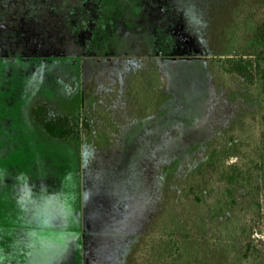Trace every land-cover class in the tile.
Here are the masks:
<instances>
[{
    "label": "rangeland",
    "instance_id": "rangeland-1",
    "mask_svg": "<svg viewBox=\"0 0 264 264\" xmlns=\"http://www.w3.org/2000/svg\"><path fill=\"white\" fill-rule=\"evenodd\" d=\"M254 17L264 0H0V84H17L0 95V264H141L162 210L218 194L219 168L264 165L263 82L220 69ZM150 70L155 113L137 118L128 82ZM25 84L72 85L57 97ZM39 101L89 129L51 139L32 117ZM254 172L192 236L206 264H264Z\"/></svg>",
    "mask_w": 264,
    "mask_h": 264
},
{
    "label": "trees",
    "instance_id": "trees-1",
    "mask_svg": "<svg viewBox=\"0 0 264 264\" xmlns=\"http://www.w3.org/2000/svg\"><path fill=\"white\" fill-rule=\"evenodd\" d=\"M258 19L262 18L254 17L245 22L249 42L244 48H239L245 51L240 50L237 54L224 58L220 62V69L224 74L238 76L248 86H254L258 80L262 81L261 95L264 102V18ZM143 74L149 77L144 81L135 77V80L128 82L131 94L140 103L141 112L137 118H147L155 113L153 95L161 87L157 72L150 70ZM136 80L140 82L136 84ZM32 117L49 137L57 140L78 138L84 130L89 129V124L79 116L52 114L46 104L33 106ZM260 143L264 151V131L261 133ZM254 169L264 170V165L251 162L242 167L233 163L219 168L216 182L222 187L218 194L212 196L211 190L210 198H203L191 190L186 197L180 199L177 208L171 206L162 210L153 222V237L145 249L141 264H206L200 254L203 242L192 236L204 235L208 225L217 223L237 206L235 193L250 185ZM251 206L261 209L258 198Z\"/></svg>",
    "mask_w": 264,
    "mask_h": 264
},
{
    "label": "crops",
    "instance_id": "crops-1",
    "mask_svg": "<svg viewBox=\"0 0 264 264\" xmlns=\"http://www.w3.org/2000/svg\"><path fill=\"white\" fill-rule=\"evenodd\" d=\"M70 85L72 84H25L24 88L26 89H30V88H41L42 90L45 89L48 92H53L55 93V96H60L61 94H70L69 89L71 88ZM17 84H0V95H4L7 93L9 94L12 89H16L13 87H16ZM41 100V99H40ZM40 103V101H39ZM47 135V134H46ZM48 136V135H47ZM49 137V136H48ZM51 138V137H50ZM53 139V138H51ZM55 141H63V140H57V139H53Z\"/></svg>",
    "mask_w": 264,
    "mask_h": 264
}]
</instances>
